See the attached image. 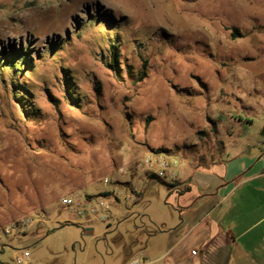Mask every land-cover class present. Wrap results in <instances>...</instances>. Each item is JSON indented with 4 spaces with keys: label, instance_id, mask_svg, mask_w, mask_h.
Instances as JSON below:
<instances>
[{
    "label": "rangeland",
    "instance_id": "rangeland-1",
    "mask_svg": "<svg viewBox=\"0 0 264 264\" xmlns=\"http://www.w3.org/2000/svg\"><path fill=\"white\" fill-rule=\"evenodd\" d=\"M247 119L263 131L264 0H0V231L36 219L0 263L21 247L37 264L158 256L161 233H144L178 218L162 179L111 198L109 229L61 198L113 196L152 153L203 166Z\"/></svg>",
    "mask_w": 264,
    "mask_h": 264
},
{
    "label": "crops",
    "instance_id": "crops-1",
    "mask_svg": "<svg viewBox=\"0 0 264 264\" xmlns=\"http://www.w3.org/2000/svg\"><path fill=\"white\" fill-rule=\"evenodd\" d=\"M254 125L251 119L238 122L236 138L224 139L223 153L203 166L182 157L147 156L161 155L172 163L177 178L165 180L174 184L165 187V193L174 203L166 201L165 205L178 216L173 226L167 219L161 222L162 249L158 256L143 258L147 264H264V141L259 139L261 133H242ZM240 135L245 137L240 139ZM151 172L144 165L140 170L134 166L128 178L115 175L128 184L120 191L135 194L117 197L136 203L151 186L150 177L155 176ZM112 188L109 191L115 195L109 196L115 197L120 191Z\"/></svg>",
    "mask_w": 264,
    "mask_h": 264
},
{
    "label": "built area",
    "instance_id": "built-area-1",
    "mask_svg": "<svg viewBox=\"0 0 264 264\" xmlns=\"http://www.w3.org/2000/svg\"><path fill=\"white\" fill-rule=\"evenodd\" d=\"M172 163H170L163 156L159 155L156 159L151 157L145 158L142 162L136 164V169H143L144 165L148 166L152 170V174L157 178L174 181L177 178L176 173L172 169ZM174 166V164H173ZM124 171V170H122ZM123 199L133 197V192L120 191L116 194V197ZM109 195H99L97 197L88 196H65L61 198L60 204L63 208L70 210L79 218H85L86 220H98L104 224H109L112 211V199ZM36 222V219L32 216H22L17 220L11 221L6 224L0 231V242L4 238L5 241H9V238L22 237ZM4 246H6L3 243ZM6 248V247H5ZM13 264H37L33 259V256L28 247H21L16 249L15 256L12 260ZM128 264H147L143 258L134 257Z\"/></svg>",
    "mask_w": 264,
    "mask_h": 264
},
{
    "label": "trees",
    "instance_id": "trees-1",
    "mask_svg": "<svg viewBox=\"0 0 264 264\" xmlns=\"http://www.w3.org/2000/svg\"><path fill=\"white\" fill-rule=\"evenodd\" d=\"M236 34H238L237 30H234V33H233V37H236ZM112 62L111 63V67L116 70L117 69V62H118V48L115 47V46H112ZM146 78V68L143 69V71H141V74H140V81L144 80ZM151 179H158V180H161L159 178H157L156 176H151ZM166 186L168 187H174V184H169V183H166L165 181L161 180ZM190 189H186V191H189ZM144 215L142 214H136V213H131L129 214V216L127 218H122L121 220L118 221L117 224H115L114 226H117L121 221L123 220H127V219H137V218H142ZM66 224H63L61 225L60 227L62 226H65ZM111 227L110 224H107V229H109ZM164 230V227L162 226H156V229L154 230H151V231H146L144 234L147 235L148 237H152V235H154L155 233L157 232H162ZM0 264H6L4 262H1ZM9 264V263H8Z\"/></svg>",
    "mask_w": 264,
    "mask_h": 264
},
{
    "label": "water",
    "instance_id": "water-1",
    "mask_svg": "<svg viewBox=\"0 0 264 264\" xmlns=\"http://www.w3.org/2000/svg\"><path fill=\"white\" fill-rule=\"evenodd\" d=\"M261 136L264 137V129H263V131L261 132Z\"/></svg>",
    "mask_w": 264,
    "mask_h": 264
}]
</instances>
